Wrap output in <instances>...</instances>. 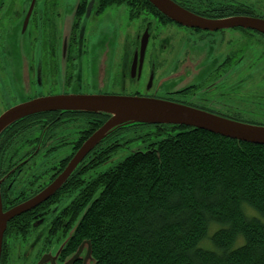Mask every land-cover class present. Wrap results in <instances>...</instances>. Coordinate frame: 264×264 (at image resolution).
I'll list each match as a JSON object with an SVG mask.
<instances>
[{
	"label": "flooded vegetation",
	"instance_id": "obj_1",
	"mask_svg": "<svg viewBox=\"0 0 264 264\" xmlns=\"http://www.w3.org/2000/svg\"><path fill=\"white\" fill-rule=\"evenodd\" d=\"M171 1L208 20H264V0ZM50 95L150 97L264 125V32L181 24L148 0H0V115ZM108 118L55 109L7 125L0 132L3 211L52 184ZM145 124L107 132L53 193L17 215L3 233L0 264L43 257V264H63L87 241L77 227L98 175L122 159L123 145L140 138L136 129Z\"/></svg>",
	"mask_w": 264,
	"mask_h": 264
},
{
	"label": "trees",
	"instance_id": "obj_2",
	"mask_svg": "<svg viewBox=\"0 0 264 264\" xmlns=\"http://www.w3.org/2000/svg\"><path fill=\"white\" fill-rule=\"evenodd\" d=\"M169 126L98 175L77 227L95 264H264V145Z\"/></svg>",
	"mask_w": 264,
	"mask_h": 264
},
{
	"label": "water",
	"instance_id": "obj_3",
	"mask_svg": "<svg viewBox=\"0 0 264 264\" xmlns=\"http://www.w3.org/2000/svg\"><path fill=\"white\" fill-rule=\"evenodd\" d=\"M148 1L165 16L181 24L209 29L236 24L264 32V20L261 19L234 17L225 20H208L188 13L171 0ZM55 109L103 112L109 118L83 143L63 173L38 195L7 211H3L2 209L0 195V254L3 233L6 229L7 222L13 217L34 207L53 193L77 166L83 155L104 137L107 132L118 125L129 126L138 123L184 125L206 130L213 134L237 141L264 145V125L241 122L163 99L130 95H50L37 97L19 103L2 113L0 115V132L7 125L23 116ZM75 260H81L83 264H95L91 256L89 241L82 242L77 250L65 259L63 264H72ZM44 262L45 260L42 258L38 264H43Z\"/></svg>",
	"mask_w": 264,
	"mask_h": 264
},
{
	"label": "rangeland",
	"instance_id": "obj_4",
	"mask_svg": "<svg viewBox=\"0 0 264 264\" xmlns=\"http://www.w3.org/2000/svg\"><path fill=\"white\" fill-rule=\"evenodd\" d=\"M240 121L246 122V123H252L250 120H240ZM252 124H255V123H252ZM159 128H160L159 126H156L154 124H145V125H142L139 128H137L136 131L141 137L124 144L122 147L121 155H120L119 159L124 158L125 156H127L129 153H131L134 150H138V149L139 150H145L148 147V145H150V144L166 137L168 134L174 133L176 131V130L169 129V127H166V126H163L162 129H159ZM243 208H244V212L247 215L258 217V213L256 211L252 210L251 208H249L247 205H244ZM252 213H254V214H252ZM240 242H241V240H239L237 242V244H239ZM206 246L211 247V245H207V244H206ZM46 256L49 258V256H51V255L47 254ZM48 261L53 263L54 259H52V260L50 259Z\"/></svg>",
	"mask_w": 264,
	"mask_h": 264
}]
</instances>
